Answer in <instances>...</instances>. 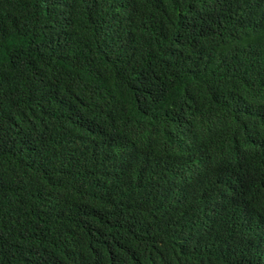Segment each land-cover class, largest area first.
Segmentation results:
<instances>
[{"label":"trees","instance_id":"1","mask_svg":"<svg viewBox=\"0 0 264 264\" xmlns=\"http://www.w3.org/2000/svg\"><path fill=\"white\" fill-rule=\"evenodd\" d=\"M0 264H264V0H0Z\"/></svg>","mask_w":264,"mask_h":264}]
</instances>
